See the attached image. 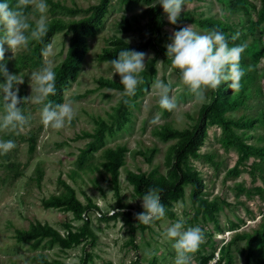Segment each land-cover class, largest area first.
I'll return each mask as SVG.
<instances>
[{
	"label": "rangeland",
	"instance_id": "obj_1",
	"mask_svg": "<svg viewBox=\"0 0 264 264\" xmlns=\"http://www.w3.org/2000/svg\"><path fill=\"white\" fill-rule=\"evenodd\" d=\"M8 2L14 4L15 0ZM49 2L85 9L98 0H47L48 22L54 18L76 20L87 15L54 8ZM249 2L244 12L234 9L228 0H184L177 23L170 24L163 12V26L152 34L146 26L148 5L110 0L100 25L86 37V52L75 78L62 89L60 103L75 102L77 115L71 124L60 131L45 127L40 121L39 106L25 102L21 108L32 115L30 127L16 132L0 130V139H13L16 143L13 150L0 155V264H174L172 242L162 234L181 216L186 228L199 226L206 235L205 242L193 255L194 264H223L226 249L231 264H264V240L260 238L264 212V10L260 0ZM203 19L218 21L230 37L239 30L240 38L229 42L230 46L248 45L240 61L245 72L241 79L244 90L235 106L224 110L222 115L226 120L251 122L246 126L229 125L232 136L220 124L207 126L198 157L188 159L189 167L201 179L202 198L216 206L213 219L202 212L195 213L187 184L183 186L182 198L171 203V214L141 227L135 214L144 211L139 199L142 196L134 191L126 174L171 178L168 171L178 139H162L155 131L190 129L202 104L193 103L191 94L179 82L165 46L171 42L172 34L185 25L191 24L194 30L203 33L206 29L199 24ZM30 22L34 23L31 17ZM125 22L129 24L127 30L122 29ZM68 38L65 30L54 31L43 47L51 45V51L46 56L42 49L37 64H32L31 44L28 50L18 51L14 56L10 50L5 53L0 65H6L10 73L24 80L18 86L20 97L31 95L32 72L45 63L55 67L62 60ZM112 38L128 41L130 45L153 38L161 50L159 55L149 47L140 50L150 57L146 58V71L142 73L146 86L139 85L132 97H122L123 90L98 85L100 78L117 83L120 80L118 74L112 76L111 64L98 58ZM157 79L171 84L170 94L178 103L172 112L158 104L153 87ZM3 82L0 74V83ZM210 96L211 91L205 103ZM121 100L125 120L116 115ZM98 120L106 124L104 137L87 150L86 144L92 138L81 134H94ZM236 144L251 148L244 150ZM116 146H124L125 152L114 190L102 163L103 151ZM61 182L72 188L82 204L90 201L97 210L90 209L77 219L68 211L43 208L41 199L63 192ZM84 218L88 220L90 235L81 234ZM34 222L46 223L62 236L70 231L76 234L75 242L61 247L45 238L32 247L30 242L16 241L15 230H26ZM241 234L245 237L236 238ZM247 236H253L250 250ZM147 250L156 255L145 256Z\"/></svg>",
	"mask_w": 264,
	"mask_h": 264
},
{
	"label": "clouds",
	"instance_id": "obj_2",
	"mask_svg": "<svg viewBox=\"0 0 264 264\" xmlns=\"http://www.w3.org/2000/svg\"><path fill=\"white\" fill-rule=\"evenodd\" d=\"M157 4L167 14L168 22L175 25L183 11L184 0H157ZM48 11L47 0H15L14 4L5 0L0 3V61L5 59V53L9 50L14 56L18 51L28 50L33 42H44L49 31ZM30 17L34 23L30 22ZM241 34L239 30L236 31L231 41L238 40ZM165 47L167 59L171 61V67L179 71V82L191 94L193 103H205L207 93L218 90L224 82H230L229 87L233 90L241 88L245 72L240 61L248 47L247 43L230 46L228 37L218 28L213 27L201 33L189 24L175 31L171 42ZM50 51L51 45H47L43 54L47 56ZM146 58L150 57L145 52L125 49L119 52L117 59L109 61L112 76L118 74L119 83L123 85L122 97L134 96L137 87L144 83L142 73L146 71ZM0 74L4 77V82L0 83V130L16 132L30 127L32 115L25 114L21 108L25 102L39 106L41 123L55 131L63 130L76 117L74 101L53 104L49 99L56 95L57 81V73L51 63H45L31 73V95L27 97L18 95V86L24 83L18 74L10 73L6 65H0ZM153 87L160 108L172 112L178 107L177 98L170 94L171 84L157 79ZM124 103L127 104L128 100L125 99ZM15 147L13 139H0V155H6ZM160 191L158 188H149L139 198L144 209L135 214L139 223L151 225L165 217ZM162 236L172 242L176 254L174 264H194L193 255L206 240L204 230L199 226L186 228L182 216L167 227ZM144 255L151 258L156 253L147 250Z\"/></svg>",
	"mask_w": 264,
	"mask_h": 264
},
{
	"label": "trees",
	"instance_id": "obj_3",
	"mask_svg": "<svg viewBox=\"0 0 264 264\" xmlns=\"http://www.w3.org/2000/svg\"><path fill=\"white\" fill-rule=\"evenodd\" d=\"M125 4H146L148 8L146 10L147 29L152 34H157L160 28L163 26V19L161 14L164 12L162 6L157 4V0H120ZM153 2V3H152ZM230 5L236 10H242L247 12L250 4L249 0H228ZM261 6L264 10V0H260ZM54 8H63L69 13H76L79 11L86 12L82 18L70 21H62L59 18L51 19L49 24L48 34L44 37L43 43L31 44L30 57L33 58L32 64H37L41 58V51L44 45L47 43L49 37L54 31L65 30L69 33L68 43L66 51L62 60L54 67L57 73L56 81V95L49 99L53 104L61 102V93L69 81H72L77 73L83 56L86 52V37L91 35L95 29L100 25L104 14L107 12V7L110 0H98L96 4H91L85 9L80 8H65L58 4L49 2ZM262 20H264V11L262 14ZM200 26L206 30L213 27L218 28L225 33V26L218 21L203 19L199 21ZM129 27L128 22L122 24V29L127 30ZM252 28V27H251ZM226 34V33H225ZM231 42L230 34H226ZM151 48L155 54L159 55L161 50L159 46L154 42L153 38H148L143 42H139L135 45L123 41L120 38H112L110 40V46L102 49L98 58L103 61H111L118 58V54L121 50H136L140 51L144 48ZM242 70L244 66L241 64ZM179 76V71L174 69ZM228 82H224L218 88V90L211 91L210 99L207 103L202 104L198 110V115L194 125L183 131L175 129L163 128V130L155 131L156 134L160 135L162 139L177 138L178 142L172 149V161L169 167L170 179H166L164 176H157L154 178L145 177L143 174L127 172L126 178L132 184L134 191L142 196L148 191L149 188L160 189L161 203L164 205L166 214H171L169 208L171 203L182 198L183 186L189 185V198L196 206L195 213L202 212L206 214L210 219H213V212L216 206L213 203H207L202 198V183L195 170H192L188 165L189 158L198 157V148L202 145L203 140L206 136L207 126L211 124H220L222 130L232 136L229 125L233 126H246L250 120H238L231 121L226 120L222 113L224 110L229 109L237 103L238 97L244 90V86L237 91L230 92V87L227 85ZM98 85L107 87L110 89L123 90V85L114 82L107 78H100ZM146 86V82L141 84ZM124 103L121 100L120 104L116 109V115L122 120H125L124 116ZM264 120V118H262ZM106 130V124L102 120L96 122V131L94 134L89 135L82 133L81 136L91 137L92 140L86 144L87 150L94 148V143L99 142L104 137ZM233 140L237 141V138L233 136ZM242 147L244 150H248L249 145L236 144ZM125 152L124 146H116L114 148H106L103 151L104 162L102 167L108 172L110 176V182L114 190H117L118 173L119 167L122 164L123 153ZM62 183L63 192L58 195H50L47 198L41 199L40 203L43 208H57L63 211L71 212L74 218L80 219L84 213L90 209L97 210V207L88 201L86 204H82L75 196L72 188L64 182ZM114 214V213H113ZM263 220L260 224L261 239L264 240V212L262 214ZM144 227V224H141ZM82 235H90L91 232L88 228V220L84 218L83 224L80 227ZM76 234L68 231L66 236H62L46 223L34 222L31 223L26 230L16 229L14 232V238L18 242H30V246L35 247L43 239L48 238L50 243L56 242L61 247H68L72 242H75ZM245 237L238 235L236 238ZM246 244L247 249H251V238L253 236H247ZM225 259L223 264H231L230 255L228 249L225 250ZM83 262V260H82ZM53 262L52 264H57Z\"/></svg>",
	"mask_w": 264,
	"mask_h": 264
}]
</instances>
